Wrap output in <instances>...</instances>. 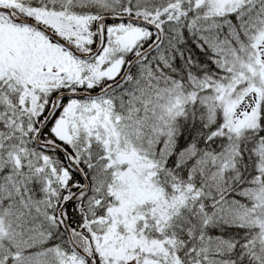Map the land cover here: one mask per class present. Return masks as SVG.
Returning <instances> with one entry per match:
<instances>
[{
	"label": "snow or ice",
	"instance_id": "obj_1",
	"mask_svg": "<svg viewBox=\"0 0 264 264\" xmlns=\"http://www.w3.org/2000/svg\"><path fill=\"white\" fill-rule=\"evenodd\" d=\"M0 264H264V0H0Z\"/></svg>",
	"mask_w": 264,
	"mask_h": 264
}]
</instances>
